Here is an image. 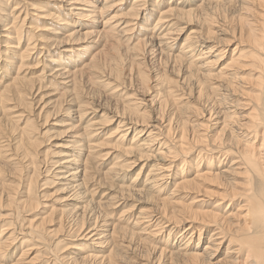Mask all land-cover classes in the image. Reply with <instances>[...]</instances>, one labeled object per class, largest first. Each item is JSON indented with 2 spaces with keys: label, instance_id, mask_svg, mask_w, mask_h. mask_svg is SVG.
Listing matches in <instances>:
<instances>
[{
  "label": "bare ground",
  "instance_id": "6f19581e",
  "mask_svg": "<svg viewBox=\"0 0 264 264\" xmlns=\"http://www.w3.org/2000/svg\"><path fill=\"white\" fill-rule=\"evenodd\" d=\"M58 2L61 4L32 9L41 13L32 15V17L60 22L59 27L50 34L55 38L53 39L55 44L51 42L52 46L49 45V49L56 48V45L60 47L63 42L66 45L71 42L74 44L83 37L95 34L92 33L93 31L80 34L86 26L83 24L78 25L66 38L62 39L64 31L74 26V21L71 19L73 15L81 19L91 18L93 22L90 28H94L96 26L94 16H97V13L110 12L113 8L122 7L127 3L129 6L118 8L116 12L123 9L125 12L113 15V23L109 20H102L103 29H99L95 34L98 42L102 41L98 52L92 51L95 44L86 47L87 50L86 48L77 49L78 52L74 46L63 51L58 47L60 50L58 49L56 55L47 59L50 63L47 66L53 75L44 76V72L33 79L22 75L25 71L21 70L31 55L29 54L30 48L35 49L34 34L26 31L23 34L29 10L25 8L26 13L23 19L21 15L17 17L15 12L19 11L17 6L19 4L15 3L17 7H11L9 15L0 18L2 29L0 35L6 32L4 48H7L4 50L7 55L5 63H2L3 59L0 55V72L7 70L10 74L16 75L6 77L4 83L0 85L2 86L0 88V115L13 121L18 129L25 122L30 124L32 122L30 118L24 116L23 113L15 115L14 108L16 107H8V103L13 97L22 100L25 90L29 91V95H32L35 89L40 90L42 86L37 88L34 84L36 81L41 83L48 77H52V81L48 82L52 86H62H58L60 89L55 88L63 92L62 94L57 93L59 96L54 101L56 103L64 93L74 90L78 93V83H84L92 76L96 77L97 84L109 89L110 96H125L124 101L129 102L126 104L122 102L123 109H119L121 111H118L117 116L122 114L125 118L117 122L116 130L109 133L104 143L116 149L122 148L123 153L121 156L109 159L110 163H104L105 165L102 163L104 165L102 179H95L96 174L101 172V162L108 160L110 156L111 150H104L103 144H97V140L102 136L105 125L109 124L111 119L108 116L105 117L104 114L101 115L99 121H95L99 117L85 121L86 110L82 109L86 104L81 103L82 101L78 103L74 96L70 97L68 104H78L65 111L69 119L67 120L68 125L63 126L62 132L70 134L68 140L64 142L65 150L61 158L53 164V166L57 165L55 170L52 171L50 167H45L43 171L48 175L46 178H51H47L45 185L48 184V180H53L55 183L54 179L59 178L56 191L64 195L60 200L65 202L60 207V211L67 217L68 224L72 227L74 224L78 226L74 232L76 236L82 237L80 239H83V243L63 244L64 246L58 248L53 254L49 253L52 257L48 258L47 264H120L118 257H120L121 249L125 248L122 245L126 242V235L129 240H134L137 235L153 245L157 254L153 257L152 264H264V0H199L194 3L186 0H96L100 4L91 5L94 10L86 11L91 13L90 15L84 13L85 11L74 14L75 10L81 11L79 7L74 6L86 4L87 0ZM67 6H70V9H67ZM234 6L237 7L232 8ZM32 20L27 28L29 31L36 26L40 27L38 19ZM192 23H198L199 29H192L184 42L179 44L185 32L184 25L191 26ZM45 27L42 29L46 30ZM135 40H137L136 43ZM26 41L28 44L24 49L23 42ZM82 43H84L83 40ZM123 43L127 45L125 48L127 52L132 51L136 54L138 53L136 49L140 47L144 51L147 49L144 52L145 55L148 53L158 56L166 55L171 60V64H174L173 68L177 62L184 65L185 74L180 76V79L178 78L177 83L168 78L157 79L162 81L160 87L165 89V96L163 99L157 92L152 98L153 102L155 98L160 101L157 108V120L152 126L148 121L149 113L142 112V108L131 105L132 99L124 93L123 85L114 88L111 75L102 72L103 68H97V63L103 56L109 60L108 62L111 60L121 62L123 59L121 60L120 53L122 51L124 53V50L120 51V49ZM177 44L181 45L180 48H176L177 53H171L175 47L179 46ZM155 47L158 49L154 50ZM65 53L66 56L63 58ZM86 54L90 56L87 58ZM48 57L50 58L49 55ZM84 57V61H81L80 58ZM35 62L40 63V58H37ZM221 62L225 65L218 73V80L213 81L210 78V70H218L223 65ZM18 64H20L19 67ZM109 66H106V69ZM248 69L253 79L251 75L246 77L245 72ZM113 74L115 79H119L118 70L115 69ZM193 77L198 79H195V83L199 81L196 87L207 93V95L204 94L207 97L205 102L200 97L208 105V109L202 114L198 113V110L194 111L189 106V102H184L187 94L178 92L184 90L189 80H194ZM57 78L65 80L63 83H58ZM0 79L4 78L0 76ZM244 79L245 82L242 81ZM190 86H192L191 83ZM243 88L252 91L253 94L250 95V92H246ZM121 91L123 93L119 95L118 92ZM201 91L199 90V93ZM238 96H245L247 99L241 97L243 100H234ZM29 105L25 103L26 107ZM190 112L202 115L204 121L197 122L195 129L191 131L192 133L190 132V136H187L189 127L186 119ZM174 121L176 122L175 129L172 128ZM4 125L6 124L0 117V141L3 139L1 136L4 135ZM20 130L19 145L16 148L17 150L19 147V150L25 148L23 156L25 161L30 163L27 169L32 165L33 171L31 179L28 178L31 184L25 187L26 190L21 194L25 200L18 203L23 208L27 206L32 208L39 204L32 197L34 193L30 194L31 185L33 186L35 180L39 179V171L35 169V166L43 163L40 162L38 165L31 157L28 147L25 146L26 134L22 133L24 128ZM129 136H132L131 139H128ZM0 158L2 159V154ZM8 160V162L13 161ZM16 167L20 166L16 165ZM137 167H140V170L137 171L134 180L130 181L131 178L127 179V175ZM56 170L59 173L50 176V173ZM18 172H20L19 169ZM0 177H3L2 174ZM103 178L107 183L112 184L109 190L115 194L104 193L100 199L99 196L95 198ZM96 181L98 183H95ZM12 186L16 185L12 184ZM3 189L0 193L4 192ZM11 194L8 195L7 200L13 201L11 199L14 198L11 197L14 194ZM46 194L42 193L40 196ZM212 198L215 200L211 201ZM43 199L45 201L46 197L43 196ZM128 201L134 204L119 215L120 207ZM140 204L149 206L147 210L149 212L140 211ZM47 206L43 204L42 207L50 210L48 212H54L53 206ZM109 217L115 220L108 221ZM43 221L45 220L39 223V221L35 222L34 218L33 220L28 219L25 224L28 225V234L33 236L42 228ZM3 222L6 224L5 220ZM5 224L2 223L1 226L9 228H2L0 231V264H3L4 260L10 261V264H31L32 259H27L34 253L31 252L34 250V245L28 244L25 247L27 242L17 236L20 234H16V229L10 232L12 223ZM54 230L57 231V229ZM206 234L210 235V238L206 239L208 242L204 240L203 235ZM30 238L32 239L31 236ZM64 241L66 242V238H62L58 243ZM225 246L226 255L223 260H218ZM64 250L77 252L72 256V252L63 254ZM59 251H63L62 255H58ZM14 254H18L19 258H12Z\"/></svg>",
  "mask_w": 264,
  "mask_h": 264
},
{
  "label": "rangeland",
  "instance_id": "374dc122",
  "mask_svg": "<svg viewBox=\"0 0 264 264\" xmlns=\"http://www.w3.org/2000/svg\"><path fill=\"white\" fill-rule=\"evenodd\" d=\"M58 1H61V0H55V1L54 0H7V1L6 0H0V18H4L6 15H9V10H11V7L13 8V7H17L18 6V8H19L18 10L19 11H16L15 13H16L17 17L19 15H21L22 19L25 17V13H26L25 8H26L27 11L29 10V16L26 18V24L24 26L23 34H24L25 31L34 34V38H35L34 39V41H35V45L34 46H35V49L30 48L31 51H29L30 52L29 54H31V55H30L29 59L27 60V63H26L27 65L26 64L23 65V67L21 69V70L25 71L22 75H27L28 78L32 77L33 79H36V77H38L37 75L43 74L44 72H45L44 76H51L52 73L50 72V69L47 66V65H50V63H49V61L47 59H51V57L53 58L56 55L55 53H57L59 48L62 49V51H63L65 49H67L68 47H73L74 46L75 50H77V49L83 50L84 48L90 47V46H94V44H95L96 49H95V47H93L92 51L95 52V53L98 52L99 49H101L100 44H101L102 41L100 40V42H98L97 36H95V34L98 32L99 29H103V25L101 26L102 20H109L111 23H113L114 22L113 15H115L117 13L121 14V13L125 12L124 9L119 11V12H116L118 10V8L119 9L120 8H125V7L127 8L129 6L128 3L127 4H123L122 7H118V8L115 7V8H113V11L104 12L102 14L101 13H97V11H96L97 16H94L95 17L94 18V23H96V26L94 28H90L91 27V23L93 22L91 18L87 17V18H82L81 19L80 17L79 18L78 17H74V15H73L71 17V19H73V21H74V26L68 27L67 30L64 31L65 33L62 36V39L66 38L68 34H70L74 29H76V27H78V25H83V24H86V26H84V28L80 31V34H83V33H86V32L89 33V31H93L92 33H95V34H92L91 36L90 35L86 36L85 38L83 37L82 40H83L84 43H82V40H80L81 42L80 41L79 42H75L76 44L75 43L72 44V42H71L68 45H66L65 42H63V43H61L60 47L58 45H56V48H53V49L51 48L52 49L51 50V49H49V47H50L49 45L52 46V43L55 44V41H54L55 38L53 37V35L51 36L50 34L59 27L60 22H57L55 20H50V19L47 20V19H44L42 17L41 18L40 17L39 18L38 17H32V15L41 14V13H39V11H37V10L34 11L32 9H33V7L38 8V7H46V5L47 6H51V5L59 3ZM87 1L89 2V4L87 2L86 4L75 5L74 7H79V10H81V11H78V10L76 11L75 10L74 14H78V13H81L82 11H85L84 13H86L87 15H90L91 13L86 12V11L94 10L92 8L93 6H91V5L95 4L96 6H98L100 4V2L97 3L96 0H87ZM176 1H178V0H176ZM186 1L190 2V3L191 2L194 3L195 1L198 2L199 0H186ZM15 3H17L19 5L15 6ZM49 3H50V5H48ZM59 4H61V2ZM102 7H103V5H102ZM236 7L237 6H234L232 8H236ZM51 8H49V9H51ZM67 9H70V6ZM82 9H86V10H82ZM51 10H54V9H51ZM147 10H148V8H147ZM96 13H94V14H96ZM62 18H64V17H62ZM32 19H35V20L38 19V21L40 23V27H37L36 26L37 24H36L35 25L36 28L33 29L34 31L33 30L29 31V30H27V28L32 23V21H33ZM44 26H46L45 27L46 30L42 29V28H44ZM198 26H199L198 23H192L191 26L184 25V27H185L184 31L185 32H183L184 34L181 37V40H180L179 44L184 42V40L186 39V36L188 35V33L192 29H199ZM0 32L2 33L1 27H0ZM59 32H61V31H59ZM5 36H6V32L4 34L0 35V55H1L2 59H3L2 63H5L6 57H7V55H5L6 51H4V50L7 49V48L6 49L4 48L5 47L4 45L6 43L5 42V40H6ZM37 36H39V37H37ZM89 37H91L90 41L88 40ZM88 41L90 43H88ZM26 42H23L24 49L26 48V46L28 44V42L27 43ZM95 42H97V43H95ZM134 42L136 43L137 40H135ZM130 43H132V42H130ZM179 44H177V46ZM125 45L126 44L123 43V46L120 49V51L124 50V53H123V51L120 53L121 60L123 59L121 62L116 61L117 62L116 63L114 61L112 62V60L110 62H108L109 60H107L106 58H104L105 56H103V57H101V60L97 63V68L101 67V68H103L102 72L108 73V74L111 75V78L114 81V84H113L114 88L116 86H120V85L122 86L123 85L122 87H124V89L122 87H120V88L123 89L124 93H126L128 95V97H130L132 99V101H130V103L133 102L131 105H134L137 108H142L141 109L142 112L149 113V118L150 119H148V121H149V125L152 126L153 124H155L154 121L157 120L156 119L157 114H158L157 108H158V105L160 103V101H157L158 99H156V98H155V102H153L152 98H154V95L157 92H159L158 94L160 95L161 98H163V96H165V89L163 87L162 88L160 87V84H161L162 81H158L157 79L158 78L159 79L160 78H163V79H167L168 78V79H171L172 81H174L175 83H177L178 80L180 79L179 77L180 76H184V74H185V71L183 70L184 65H181L180 63L177 62L175 64L176 65L175 68H173L174 64L173 63L171 64V60H169V58L166 55L158 56V55H153V54H149V53L147 55H145L144 52L147 49H145V51H144V49H140V47L138 49H136V51L139 54L138 53L135 54L132 51H128V52H130V53H128L125 50L127 45L126 46ZM180 46L181 45H179L178 47H175L174 51H172L171 53H177L178 50H176V48H180ZM123 47H124V49H123ZM149 47H150V45H149ZM156 48L157 47H155L154 50L158 49V48L157 49ZM43 49H45V51ZM86 50H87V48H86ZM76 52H78V50ZM48 55L50 56V58L48 57ZM65 56H66V53H65V55H63V58ZM86 56L88 58L90 56V54H86ZM122 56H124V57H122ZM37 58H40V63H38V64L35 62V60ZM80 59H81V61H84L85 57L84 58H80ZM76 61H77V59H76ZM13 63L15 64V60H14ZM108 63H110V64H108ZM221 63H220V65L223 64V63L222 64ZM107 64L110 65V66H109V68L106 69V66L108 67ZM224 65H225V63L220 68H218V70H215V69L210 70V72H211V73L209 72L211 74L210 78L213 79V81L218 80L217 79L219 77L218 73H219L220 69L223 68ZM19 66H20V64H18V67ZM110 67H111V69H110ZM9 68L13 69V68H11V66ZM44 69H45V71H44ZM104 69H106V70H104ZM113 69L114 70L116 69V70H118L120 72L119 79L118 78L115 79V76L113 74V71H114ZM163 71L166 72V73H164ZM159 74H161V75H159ZM162 74L163 75L165 74V75L163 76ZM245 75H246V77H248V75L249 76L251 75V79H253L252 73H250V69H248L245 72ZM0 76L4 78V79H0V85H2L4 83L6 77H8V76L9 77H15L16 75L10 74L6 70V71H1L0 72ZM196 77H195V79H197ZM193 79H194V77H193ZM195 79L194 80H192V79L189 80L188 84L185 85L186 88H184V90H179L178 92L179 93L184 92L185 94H187V95H185L184 99H186V100L184 102H189L188 103L189 106L192 107L194 111L198 110V113L202 114V113L206 112V110L208 109L207 108L208 105L204 103L206 98H207L205 96V95H207V93H205L206 92L205 90H202L203 91L202 92L201 89L196 87V84L199 81H197V83H195L196 82ZM57 80H58V78H57ZM63 80H65V79L64 78L63 79L59 78V80L57 82L58 83H63L64 82ZM94 80H95V82H93ZM6 81H7V79H6ZM50 81H52V77H50V78L48 77L46 80L41 81V83H38V81H36V84H34V85H36L37 88L42 86V88L40 90L39 89H35L34 93L32 95H29V91L25 90L24 91L25 96H23L22 100L21 99L19 100V99H16L15 97H13L12 100L8 103V107H13V106L16 107V108H14L15 109L14 110L15 115H20V113H23L24 116L30 118V120L32 121L30 124L25 122V123H23L22 126H19V129H18L16 127V124H13L14 123L13 121H10L7 117H2L0 115V117L3 120V123L6 124L3 127V130H4L3 134L4 135L1 136V138H3V139L0 141V155L2 154V159L0 158V165H1L0 166V175L2 174V176H3L2 178L0 177V191H1V189L6 187L5 190L3 189V191L5 193L1 192L3 195H1V193H0V195H1L0 196V198H1L0 199V231L2 230V228L3 229L4 228H9V227H2L1 226L2 223L5 224L3 222L5 220V222H6L5 225H10L12 223L11 224V228L9 229L10 232H11V230L13 231V229H16V231H15L16 234H20V235H17V236L21 240L27 242V244H25V247H27L26 245H28V244H33L34 245L33 246L34 250L33 251L31 250V252H34V253L31 255L30 258L27 259V260H31L32 259V263L31 264H47L49 262L48 258L52 257V256H50L49 253L53 254V252L54 251L56 252L58 250V248L63 247L65 245V243L69 244V245L71 243H73V244L74 243H77V244L83 243V239H80L82 237L76 236V234L74 232V230L78 226L76 224H74L73 227H72L70 224H68L66 222L67 217L62 215V212L60 211V207L65 202L63 203V200H60V198L62 196H64V195L60 194V193H58L56 191L58 189V186H59V183H58L59 182V180H58L59 178L54 179L55 183H53V180H48V184L45 185V183L47 182V178H49V177L46 178V176H48V175H47V173L44 172L45 169H46L45 167H47V168L50 167L52 171L56 169L57 165L53 166V164L56 163V160L61 158V155H62V153L65 150V147H64L65 143L64 142H66L68 140L67 139L68 135H70V134L67 135L66 133L62 132V130L64 129L63 126L68 125L67 120L69 119L67 117V115L65 114V111L67 109H69L70 107H74L76 104H78L80 101H82L81 103H84V105L86 104L84 109H82L83 111L86 110V114H85L86 116L84 118L85 121H87L88 119H91V118L95 119L96 117H99V119L95 120V121H99L100 118L104 114H105L104 115L105 117L108 116V118H110L112 120V121L110 120L109 124L105 125V128L103 129L104 132L102 133V136L99 137L98 140H97V144H99V145L103 144L102 147L105 148L104 150H106V151H110L111 150L109 152L110 156L108 157V160H104V161L101 162V166H100L101 172H99L95 176L96 177L95 179H98V178L102 179L101 176H102V170L104 168V165L106 163H110L111 159H113L115 157H118V156H121L122 153H123V149L122 148H117L116 149L112 145H107L106 146V145H104V143L106 141L105 139L109 136V133L111 131L116 130L115 128H116L117 122H119V120H121V118H125V116H123L122 114H119V116H117L118 115L117 113H118V111L119 112L121 111L119 109H123L122 108L123 107V103L126 104V102H129V101H124V99H125L124 97L125 96H123V97H114V96L112 97V95L110 96L111 92L109 91V89H105L101 85L97 84L96 77L92 76V78H90L89 80L86 79L85 80L86 82L84 81V83H78L79 85H78L77 90L79 92L76 90L78 93H76L75 90L73 92L64 93L62 95V97H60L58 99L59 102L56 103L54 101H56L55 99H57V96H59L57 93H59V94L61 93L62 94L63 92H61V91L59 92V90H56V89H60V88H58L59 85H57V86L53 85L52 86V84L48 83ZM219 81H221V80H219ZM242 81L245 82V79L242 80ZM57 82L55 81V83H57ZM192 82L194 84H192ZM252 82H254V80ZM190 83H191L192 86H190ZM239 84H241V83H239ZM126 86H128V87H126ZM193 86H195L196 88L193 87ZM1 87L2 86H0V88ZM59 87H62V86L60 85ZM192 87H193V89H192ZM136 89H137V91H136ZM197 89H199L202 93L201 92L199 93V90H197ZM244 90L246 92H250V95L253 94L252 91H248L246 89H244ZM178 92H177V94H179ZM195 92H196V95H195ZM79 93H80V95H78ZM122 93H123L122 91L118 92L119 95L122 94ZM76 94L79 97H81V98H79ZM73 96L77 99L78 103H70V104H68V101L70 100V97H73ZM196 97H198L200 100L197 99ZM200 97L204 100V102L201 100ZM238 97H236L234 100H240L242 96L239 97V98ZM244 97L245 96H243L242 98H244ZM48 99H49V101H48ZM163 99L161 100V102L163 101ZM245 99H247V98L245 97ZM241 100H243V99H241ZM25 103H29L30 105L28 107H26ZM120 103H122V104H120ZM202 103H204V104H202ZM138 104H140V106ZM170 104H172V101H170ZM155 109H156V111H155ZM97 110H98V113H96ZM40 111H41V113H40ZM0 113H1V111H0ZM64 114H65V116H64ZM113 114H116V115L113 116ZM163 115H165V112H163ZM198 117H199V119H198ZM200 117H202V118H200ZM153 118H155V119H153ZM203 119L204 118H203L202 115L199 116V114H196V113L193 114V113L190 112V115H188L187 119H186V123H187V125L189 127L187 136H190V134L192 133L191 131H193L195 129V127H194L195 124L197 122H199V121H204ZM174 122L172 123V128L175 129L176 122L175 123ZM158 123H159V119H158ZM57 125H59V126L57 127ZM61 126H62V128H61ZM23 128H24V130H22V133L25 132V134H26V136H25V138H26L25 146L28 147V150H29V152L31 154V157L34 158V160H36L35 162L38 165L40 164V162L43 163V164H41L39 166H35V169L37 168L36 170L39 171V177H38L39 179H37L38 183H37V180H35V182L33 183V186L31 185L32 188L30 187V190L32 189L30 194L32 195L34 193L32 197L35 199V202L36 201L39 202L38 205H36V206L34 205L36 208L34 206L32 208H30L28 206L26 208H23V206L18 203L19 201H24L25 200V198H22L21 194H22V192H24L26 190L25 187H29V185L31 184V181L28 180V178L31 179L30 177H31L32 171H33L32 170L33 169L32 165L30 166L31 168L27 169L28 168V164H30V163L29 162L27 163V161H25V158L23 156L25 148L22 149V150H19L20 147H19L18 150L16 148V146L19 145L20 134H21V132H20L21 130L20 129H23ZM190 128L191 129L193 128V129L191 130ZM58 130H60V131H58ZM52 136H54V137H52ZM131 137L132 136H129L128 139H131ZM12 141H13V143H12ZM55 144H57V145L54 147ZM1 148H3V149H1ZM8 156H9V158H8ZM5 157L7 159H5ZM8 159L13 160V161L8 162L9 161ZM15 161H16V163H15ZM102 163L103 164L105 163V164L103 165ZM16 165L20 166V167H16ZM111 165H112V163H111ZM16 169H17V171H16ZM18 169H19L20 172H18ZM138 170H140V167H137L132 172H130L127 175L128 176L127 179L131 178L130 181L134 180ZM14 173H16L17 175H15ZM56 173H59V172H57V170H56V172H53V173L51 172L50 176H52L53 174L55 175ZM13 175H14V177H13ZM98 175H100V176H98ZM16 177H17V179H16ZM192 177H194V176H192ZM49 179H51V178H49ZM1 180H2V182H1ZM12 180L14 182H12ZM17 180H18V182H17ZM23 182H25L26 184L23 183ZM103 182H106V183H103ZM16 183L20 184V185H17ZM49 183H53V184L50 185ZM95 183H98V182L96 181ZM12 184H14L16 186L13 187ZM101 184L104 185V186H102V185H100L101 187L99 186V189H97L98 193H97V196L95 198H98V196H99V199H100L101 196H103L104 193L107 194V195L115 194L113 191L109 190L110 186L112 184L107 183V181H105L104 178H103ZM46 187H48V188H46ZM112 190H115V189L113 188ZM13 191H15V192H13ZM10 192L12 194H14L15 196L12 195ZM42 193H47V194L40 196V194H42ZM10 194L13 196L11 198H14V199H11L13 201L7 200L8 195H10ZM43 196L46 197L45 201H44L45 198L43 199ZM16 197H17L18 201H17ZM215 197H218V196H215ZM212 200L214 201L215 199L212 198L211 201ZM44 202H46V203H44ZM43 204H47L48 205L47 207H49L50 205L53 206V208L55 209L54 212H48L50 210L44 209V207H42ZM133 204L134 203L132 201H128L127 203L122 205L123 207L121 206L120 210L118 211L119 215H120V213L122 211L130 209L131 208L130 206H132ZM15 205H17V206L19 205V206L16 207ZM20 205L22 207H20ZM139 206H140L139 207L140 211L143 210V211L146 212L149 209V206H147L145 204H140ZM29 209H31V210H29ZM147 212H149V211H147ZM41 213H42V215H41ZM44 215H45L46 218L44 217ZM119 215H118V217H119ZM115 216H116V214L114 215V217ZM36 217H38V218H36ZM33 218H34L35 222L39 221V223H40L42 220H45V221H43L42 226H41L44 229H42L40 227L41 229L36 231L34 233V235L32 236L31 234H28V227H27L28 225L26 226L25 224H26L28 219L33 220ZM56 218L59 219L58 220L59 223L57 222ZM12 219H13V221H11ZM9 220H10V222H9ZM112 220H115V219H113V217H109L108 221H112ZM21 221H22V224H20ZM17 222H18L19 225L17 224ZM54 223H57V224H54ZM108 223H111V222H108ZM17 225H18V227H17ZM23 225L26 226L25 227L26 229L24 228ZM46 228H48L49 230H47ZM17 229H19V230H17ZM54 229H57V231H55ZM43 231H45V232H43ZM59 232H61V233H59ZM36 233H38V234L36 235ZM59 234H62V235L60 236ZM40 235L41 236L44 235V236L41 237ZM46 235H48V236H46ZM164 235H165V233H164ZM30 236L32 237V239L30 238ZM203 236H204L205 242H208L206 239L210 238V235L207 236V234H206V235H203ZM125 237H126V240H125L126 242L124 243V245H122V247L125 246V248L121 249L120 257H118L120 264H144L145 262H147V264H152V259L157 254L156 251L154 250V248L152 247L153 245H150V243L147 242V241L145 242L144 240H142V238H140L137 235L134 237V240H129L127 235ZM143 237H145V236H143ZM62 238L63 239L66 238V242L64 241L63 243L62 242L58 243V241H60ZM34 241H35V243H34ZM44 241H46V242H44ZM36 243H38V244H36ZM18 246H20V245H18ZM226 246L224 248H222V250H221L222 252H220V254L218 256V260H223L224 259V256L226 255V251H225ZM64 251H65L64 253H63V251H59L58 255H62L61 253L66 254V253H71L72 252L71 250H64ZM76 252L77 251L74 250L72 252V256H74L76 254ZM147 252H149L150 254L147 253ZM18 254H14L12 258H16V259L19 258ZM118 254H119V251H118ZM15 255H17V256H15ZM35 255H36V257H35ZM148 256L150 258H148ZM142 259H143V261H142ZM10 260H12V259H10ZM144 260H146V261H144ZM3 264H10V261L4 260Z\"/></svg>",
  "mask_w": 264,
  "mask_h": 264
}]
</instances>
